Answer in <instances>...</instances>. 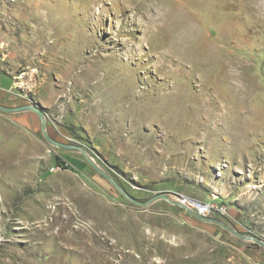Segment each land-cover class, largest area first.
Instances as JSON below:
<instances>
[{
	"label": "rangeland",
	"instance_id": "rangeland-1",
	"mask_svg": "<svg viewBox=\"0 0 264 264\" xmlns=\"http://www.w3.org/2000/svg\"><path fill=\"white\" fill-rule=\"evenodd\" d=\"M0 105L40 108L135 201L223 204L264 241V0H0ZM0 264H264V249L132 204L33 112H0Z\"/></svg>",
	"mask_w": 264,
	"mask_h": 264
},
{
	"label": "water",
	"instance_id": "water-1",
	"mask_svg": "<svg viewBox=\"0 0 264 264\" xmlns=\"http://www.w3.org/2000/svg\"><path fill=\"white\" fill-rule=\"evenodd\" d=\"M28 111L33 112L39 118L41 134L48 145H50L51 147L57 148L58 150L65 151V152L80 153L84 157L86 162H88L103 178H105L109 183H111L117 189V191L132 204L137 205L139 207L146 208L152 205L156 201H165L174 207H178L184 210L185 212H187L188 214H190L191 216H193L196 220L200 222L218 226L219 228L225 230L232 236H235L239 239H242L248 242H252L253 244H256L264 249L263 240L257 237H254V236L241 234L235 228L225 225L220 220L200 216L196 214L194 211L187 208L185 205H183L178 200L174 199L170 194H166V193L157 194L153 196L152 198H150L148 201L143 202V203L135 201L124 189L121 188V186L112 177H110L108 174H106L100 168L96 166V164L93 162V160L88 155V152L85 149H83L82 147L78 145L63 143V142H60V141H57L51 138L47 132V122H46L44 113L42 112L40 108H37L34 105H23L20 107H6L3 105H0V112L5 113V114H17V113L28 112Z\"/></svg>",
	"mask_w": 264,
	"mask_h": 264
},
{
	"label": "built area",
	"instance_id": "built-area-1",
	"mask_svg": "<svg viewBox=\"0 0 264 264\" xmlns=\"http://www.w3.org/2000/svg\"><path fill=\"white\" fill-rule=\"evenodd\" d=\"M60 169H61V166L56 165L54 168H51V171L52 172L58 171ZM176 200L181 202L183 205H185L190 210L194 211L196 214L203 216V217L225 220V218L229 215L228 207L223 204L204 202L201 200H197L193 198L191 199L187 197H181V199H176Z\"/></svg>",
	"mask_w": 264,
	"mask_h": 264
},
{
	"label": "trees",
	"instance_id": "trees-1",
	"mask_svg": "<svg viewBox=\"0 0 264 264\" xmlns=\"http://www.w3.org/2000/svg\"><path fill=\"white\" fill-rule=\"evenodd\" d=\"M57 159V161H56V164L57 165H60V166H62V165H64L65 163L64 162H62V161H59V159L58 158H56Z\"/></svg>",
	"mask_w": 264,
	"mask_h": 264
},
{
	"label": "bare ground",
	"instance_id": "bare-ground-1",
	"mask_svg": "<svg viewBox=\"0 0 264 264\" xmlns=\"http://www.w3.org/2000/svg\"><path fill=\"white\" fill-rule=\"evenodd\" d=\"M183 27H184V26H183ZM61 235H62V234L59 233V234H57V235H53V234H51L50 236H53V237L55 236V237H59V238H60Z\"/></svg>",
	"mask_w": 264,
	"mask_h": 264
}]
</instances>
